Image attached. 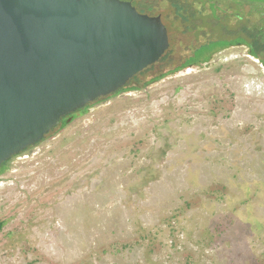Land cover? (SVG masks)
<instances>
[{
  "label": "rangeland",
  "instance_id": "rangeland-1",
  "mask_svg": "<svg viewBox=\"0 0 264 264\" xmlns=\"http://www.w3.org/2000/svg\"><path fill=\"white\" fill-rule=\"evenodd\" d=\"M145 2L170 48L125 89L167 75L10 160L0 264H264V66L236 45L170 73L240 35L235 16L252 5Z\"/></svg>",
  "mask_w": 264,
  "mask_h": 264
},
{
  "label": "water",
  "instance_id": "water-1",
  "mask_svg": "<svg viewBox=\"0 0 264 264\" xmlns=\"http://www.w3.org/2000/svg\"><path fill=\"white\" fill-rule=\"evenodd\" d=\"M169 48L161 15L130 0H0V166Z\"/></svg>",
  "mask_w": 264,
  "mask_h": 264
},
{
  "label": "trees",
  "instance_id": "trees-1",
  "mask_svg": "<svg viewBox=\"0 0 264 264\" xmlns=\"http://www.w3.org/2000/svg\"><path fill=\"white\" fill-rule=\"evenodd\" d=\"M130 1H132L134 6L140 9L142 13H147V12H150L151 14L153 13V7L150 4L146 3L145 0H130ZM244 1H247L252 6L250 7L251 10L247 12V15L237 13V15L235 16V19H237L239 24L242 25L241 26L242 33L240 35L232 39L210 40L206 42L205 44L201 45L199 48L195 50L196 55L193 54V57L190 60H187L181 66L175 68V70L170 73L181 71L191 66H198V67L203 66L205 63L211 60L212 56L215 53L223 49H226L228 47L236 46V45L246 46L249 49V55H251L255 59H258L260 63L264 66V0H244ZM245 16H247V18H245ZM166 75L167 74L160 75L157 78H154L153 80L144 84L143 86L133 87L131 89H125L126 88L125 86L124 89H121L118 92L110 94L106 97H109L111 95L121 94L123 92H128V91H139L143 87L149 86V84L160 80ZM106 97L99 98L98 100ZM91 105L92 103L83 107L77 112L62 118L60 125L54 128L51 132H55L57 128L63 129L66 126H68L72 121H74L79 117L78 114H80V116L85 115L89 111ZM70 116L73 117V120L71 122H68L67 120ZM10 160L4 162L0 166V175L6 171V168L9 165ZM2 225L3 224L0 223V230L2 229Z\"/></svg>",
  "mask_w": 264,
  "mask_h": 264
},
{
  "label": "flooded vegetation",
  "instance_id": "flooded-vegetation-1",
  "mask_svg": "<svg viewBox=\"0 0 264 264\" xmlns=\"http://www.w3.org/2000/svg\"><path fill=\"white\" fill-rule=\"evenodd\" d=\"M125 88V87H124ZM124 88H122V89H124ZM12 159V158H11Z\"/></svg>",
  "mask_w": 264,
  "mask_h": 264
}]
</instances>
